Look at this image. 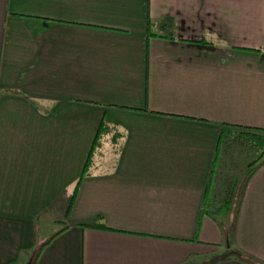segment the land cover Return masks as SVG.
<instances>
[{"label":"crops","instance_id":"0c3cea01","mask_svg":"<svg viewBox=\"0 0 264 264\" xmlns=\"http://www.w3.org/2000/svg\"><path fill=\"white\" fill-rule=\"evenodd\" d=\"M225 124L264 129V0H0V264L65 226L34 264L264 263V164L230 239L201 216Z\"/></svg>","mask_w":264,"mask_h":264},{"label":"trees","instance_id":"16d2710c","mask_svg":"<svg viewBox=\"0 0 264 264\" xmlns=\"http://www.w3.org/2000/svg\"><path fill=\"white\" fill-rule=\"evenodd\" d=\"M153 23L151 19H148L147 27L149 35H156V33L152 31ZM124 134V131L120 129L117 124L107 123L104 120L100 121L90 151L85 159L83 170L68 195L64 215L68 214L80 181L82 177L89 172L90 166L93 163L94 153L103 145L104 137L110 136L109 142L113 147V151L117 154L120 150V141ZM263 164L264 129L236 124H225L221 127L215 147L211 171L205 187L201 216L208 215L213 220L220 223L222 218L228 215L231 207H234L233 217L227 230L229 239L233 235L234 225L240 209L246 183ZM97 220L96 222L82 223L80 225L100 229H111L104 224L101 217H98ZM199 224L200 221L198 222L197 230L199 229ZM66 228L67 226L54 232L49 239L40 244L30 264H34L42 248ZM230 248L231 247H229L228 250ZM229 258L245 261L250 264H264L252 256L234 249L233 255L217 257L210 263Z\"/></svg>","mask_w":264,"mask_h":264},{"label":"rangeland","instance_id":"374dc122","mask_svg":"<svg viewBox=\"0 0 264 264\" xmlns=\"http://www.w3.org/2000/svg\"><path fill=\"white\" fill-rule=\"evenodd\" d=\"M109 139H110V136H109ZM107 142H106V144H108V146H110V142H109V140H108V138H107V140H106ZM112 148V147H111ZM105 153V152H104ZM106 154V153H105ZM104 154V155H105ZM109 154H107L106 156H108ZM112 154H110V156H111ZM241 174V173H240ZM234 210H235V208L234 207H231V209H230V211H229V213H228V215L226 216V217H223L222 218V220H225V222H228V220H230V219H232V217H233V213H234ZM61 226V225H60ZM51 227V229L52 230H55V229H57L58 227H59V225L57 224H54L53 226H50ZM207 261V260H206ZM205 261V262H206Z\"/></svg>","mask_w":264,"mask_h":264},{"label":"water","instance_id":"95a60500","mask_svg":"<svg viewBox=\"0 0 264 264\" xmlns=\"http://www.w3.org/2000/svg\"><path fill=\"white\" fill-rule=\"evenodd\" d=\"M26 264H30V263H26Z\"/></svg>","mask_w":264,"mask_h":264}]
</instances>
